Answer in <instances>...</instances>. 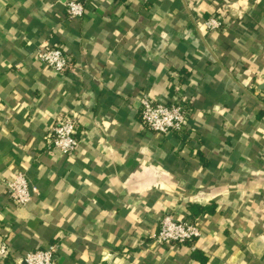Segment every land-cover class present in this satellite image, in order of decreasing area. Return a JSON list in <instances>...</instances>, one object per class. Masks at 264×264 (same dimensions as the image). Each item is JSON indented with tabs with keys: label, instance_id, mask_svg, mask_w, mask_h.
Returning a JSON list of instances; mask_svg holds the SVG:
<instances>
[{
	"label": "crops",
	"instance_id": "0c3cea01",
	"mask_svg": "<svg viewBox=\"0 0 264 264\" xmlns=\"http://www.w3.org/2000/svg\"><path fill=\"white\" fill-rule=\"evenodd\" d=\"M66 1L0 0V264L49 245L55 264H264V0H78L73 18ZM40 44L74 72L37 62ZM144 92L186 100L185 129H146ZM65 114L66 155L49 143ZM19 173L22 205L4 186ZM164 214L200 236L154 240Z\"/></svg>",
	"mask_w": 264,
	"mask_h": 264
},
{
	"label": "built area",
	"instance_id": "2783aa9c",
	"mask_svg": "<svg viewBox=\"0 0 264 264\" xmlns=\"http://www.w3.org/2000/svg\"><path fill=\"white\" fill-rule=\"evenodd\" d=\"M84 12V5L78 0H67L64 3V13L68 18L79 17ZM207 29L221 28L222 21L215 14L204 19ZM34 58L42 66L61 74L67 70L74 72V67L64 52L47 44H40ZM139 113L142 125L157 133L165 134L170 131L182 132L187 124L189 110L186 100L173 97L166 102L158 100L148 93L140 94L138 98ZM264 106V103H262ZM77 117L74 114H65L59 117L51 127L49 134L50 147L62 154L72 153L77 145ZM6 194L14 204H25L31 199L33 189L23 173L17 174L5 182ZM200 236L198 224L190 219H177L171 214H164L160 218L159 228L151 237L158 242H172L183 244L192 242ZM54 245L25 252L18 260L24 264H55ZM8 248L0 245V256H5Z\"/></svg>",
	"mask_w": 264,
	"mask_h": 264
},
{
	"label": "trees",
	"instance_id": "16d2710c",
	"mask_svg": "<svg viewBox=\"0 0 264 264\" xmlns=\"http://www.w3.org/2000/svg\"><path fill=\"white\" fill-rule=\"evenodd\" d=\"M188 209L191 210V212H201L202 210H206V211L208 210L207 207L199 206V205H196L195 203L189 204Z\"/></svg>",
	"mask_w": 264,
	"mask_h": 264
}]
</instances>
